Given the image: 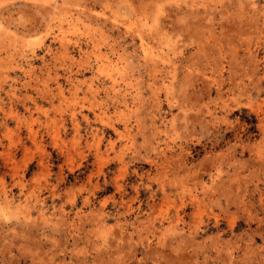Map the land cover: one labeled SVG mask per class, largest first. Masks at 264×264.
I'll use <instances>...</instances> for the list:
<instances>
[{
	"label": "clouds",
	"instance_id": "9594fccd",
	"mask_svg": "<svg viewBox=\"0 0 264 264\" xmlns=\"http://www.w3.org/2000/svg\"><path fill=\"white\" fill-rule=\"evenodd\" d=\"M0 264H264V0H0Z\"/></svg>",
	"mask_w": 264,
	"mask_h": 264
}]
</instances>
